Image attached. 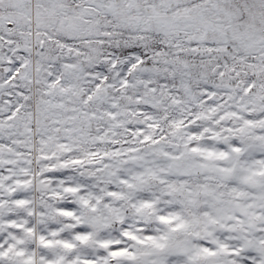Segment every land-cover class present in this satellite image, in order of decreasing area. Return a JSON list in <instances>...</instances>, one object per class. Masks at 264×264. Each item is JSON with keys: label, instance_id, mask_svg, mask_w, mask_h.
Returning a JSON list of instances; mask_svg holds the SVG:
<instances>
[{"label": "snow or ice", "instance_id": "obj_1", "mask_svg": "<svg viewBox=\"0 0 264 264\" xmlns=\"http://www.w3.org/2000/svg\"><path fill=\"white\" fill-rule=\"evenodd\" d=\"M0 264H264V0H0Z\"/></svg>", "mask_w": 264, "mask_h": 264}]
</instances>
